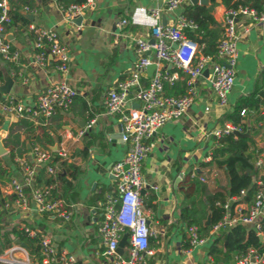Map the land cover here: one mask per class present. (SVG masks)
<instances>
[{
    "label": "crops",
    "instance_id": "crops-1",
    "mask_svg": "<svg viewBox=\"0 0 264 264\" xmlns=\"http://www.w3.org/2000/svg\"><path fill=\"white\" fill-rule=\"evenodd\" d=\"M6 3L8 9L20 13L26 23L7 25L2 32L3 36L9 37L3 39L18 51V58L14 62L0 58V86L9 82L8 92H0V97L11 96L32 105L49 83L61 78L50 55L46 54L43 66L32 62L36 51L33 28L50 29L57 33L69 57L66 80L75 89L76 95L67 110L55 112L47 119L41 116L28 119L34 126V135L43 138L47 151L55 153L56 148L63 147L67 152L65 161L76 166L78 174L73 181V198L66 200L71 204L68 220L59 221L50 214L37 213L32 202L26 209L16 206L9 179L20 178V171L9 159L4 142L9 124L19 118H5L1 114L0 131H3V136L0 141L5 152L0 154V222L6 230L14 225H25L47 235L58 251L74 257L75 264H109V259L102 254L104 246L97 225L105 195L114 192V181L108 171L112 163L122 158L127 143L120 139L117 115L105 113L102 96L116 81L129 75L136 58L132 38L138 36L152 41L150 28L155 20L149 16L147 9H163L165 0H92L69 21H65L59 11L58 7H63L60 0H6ZM186 3L174 12L162 10L158 23L173 24L175 14L182 13ZM209 4L212 6L209 13L222 25L225 8L220 0H212ZM120 19L127 20V23L117 28L116 23ZM240 25H246L247 30L241 32L242 28L238 27L240 35L236 42L234 83L227 103H217L208 83V70L205 69L196 80L195 97L184 115L164 123L148 140L150 149L141 162L143 184L140 195L143 208L165 227L163 236L153 238L156 240L154 246L150 245L153 254L148 257L149 264L210 263V260L207 261V250L212 238L189 252L181 247L184 227L178 221V209L180 203L193 194L195 180L205 182L207 189L226 183L222 169L201 166L209 160L211 148L216 142L209 131L228 121L225 116L232 111L239 96L251 91L256 76L264 68V21L240 19ZM43 51L46 53L47 49ZM146 56L154 60L152 50L147 51ZM152 64L154 68L150 73L144 69L140 75L142 85L148 83L156 69L173 71L164 62ZM134 104L137 106V103ZM91 118H95L92 126L78 135V130ZM247 121L256 127L253 117ZM18 132L20 139H24L22 129ZM262 133L259 130L253 136L260 148L264 146ZM49 138L51 141L45 143ZM26 147L29 146L26 144ZM199 174L205 181L198 179ZM13 256L18 255L15 253Z\"/></svg>",
    "mask_w": 264,
    "mask_h": 264
},
{
    "label": "built area",
    "instance_id": "built-area-1",
    "mask_svg": "<svg viewBox=\"0 0 264 264\" xmlns=\"http://www.w3.org/2000/svg\"><path fill=\"white\" fill-rule=\"evenodd\" d=\"M86 0L82 4L59 6V11L65 21L91 3ZM188 0H165L164 8H148L147 12L155 23L150 28L152 42L135 36L133 37L136 58L128 76L115 82L102 96V105L108 115H117L120 125V139L127 143V148L121 159L111 164L109 174L114 181V192L105 195L101 203L100 218L97 232L104 246L102 254L109 259V264H149L148 257L153 254L149 246L150 238L163 236L165 227L152 218L151 213L142 205L140 189L142 188L141 162L150 149L148 143L151 135L167 121L175 120L184 115L192 104L196 94V80L203 70H208V83L219 105L227 103L235 75L237 59L236 42L239 38L238 27L241 32L247 30L246 25L238 26L240 19L250 22L264 21V8L261 12L247 7L226 9L222 14L223 35L215 48L216 60L208 56L197 54V43L189 38L184 29L194 30L195 23L182 13L175 14L174 23L161 25L158 18L162 10L174 12ZM6 0H0V58L3 61L14 62L18 58V51L1 36L9 23ZM127 20L120 19L116 27L120 28ZM32 28V27H31ZM33 46L35 53L33 63L43 66L46 54L54 59V68L61 74L57 81L49 83L40 92L32 105L17 101L11 96L0 99V114L5 118H34L41 116L49 118L55 112L67 110L76 91L71 87L66 75L69 68V57L65 47L60 43L57 33L50 29H34ZM46 48V53L43 49ZM152 50L154 60L146 56ZM164 62L173 68V71L156 69L146 85H142L140 75L145 67L151 63ZM178 71L186 75L185 91L178 95H166L163 84H171L177 79ZM137 103V106L133 104ZM244 115V111L241 112ZM95 122L89 119L78 135H82ZM241 122L225 121L213 127L209 134L214 139L222 136L241 133ZM264 139V130L262 133ZM60 159H67L66 150L59 146L55 150ZM50 157L47 150L39 146H31L25 156H15L13 162L20 171V178L10 177L9 187L13 203L21 209H26L30 202L37 213H47L59 221H66L71 216V204L63 199L50 198L52 185L36 186L33 182L39 165H45ZM253 166L264 167V146L253 159ZM47 175H53L55 170L45 166ZM195 170H193L195 174ZM200 181H205L199 175ZM256 186L253 199L250 203L239 202L244 194L241 189L238 195L226 198L222 207L224 213L221 219L214 224L206 236H199L196 227H184L189 252L191 248L201 245L206 239L213 238L220 228H227L234 224L249 226L257 237L264 242V178L257 176L254 179ZM235 201L232 211L229 212L231 202ZM21 228L29 236H39L42 258L39 262H30L24 247L12 244L0 255V263L4 264H75L74 257L66 252L58 251L56 246L45 234L22 225ZM126 235L124 255H117L115 249L120 237ZM183 250V251H184ZM17 254L25 261H21ZM210 260L208 255L207 261ZM233 264H264V251L248 247L245 252L235 257Z\"/></svg>",
    "mask_w": 264,
    "mask_h": 264
},
{
    "label": "trees",
    "instance_id": "trees-1",
    "mask_svg": "<svg viewBox=\"0 0 264 264\" xmlns=\"http://www.w3.org/2000/svg\"><path fill=\"white\" fill-rule=\"evenodd\" d=\"M60 1L63 3V7H66L71 4H82L86 0ZM220 4L225 10L247 7L254 9L256 12H261L264 8V0H220ZM7 14L9 27L14 26L16 22L26 23L25 18L16 10L8 9ZM182 14L191 19L196 25L194 30L184 29V32L197 43V54L216 60L215 48L218 40L223 35L222 25L216 22L211 13L202 5L186 3L183 5ZM185 80L186 75L178 71L177 79L173 80L171 84H163L164 94L178 95L184 93ZM242 111H244L243 116L241 115ZM251 117H253L252 122L257 123L256 127L248 123L247 120ZM225 119L233 123L242 120L241 133L235 137L226 135L215 139L216 142L211 148L209 160L201 163V166L208 169L212 166L222 169L226 183L222 186L214 185L211 189H207L205 182L195 180L193 194L189 199L183 200L178 209V221L183 227H196L199 236H205L210 228L221 219L224 213L222 204L226 198L238 195L239 190L243 189L244 194L240 197L239 202L250 203L256 188L254 179L258 175L264 178V167L257 169L253 166V159L262 149L256 146L253 136L259 130H264V68L256 76L251 91L238 97L232 111L225 116ZM2 121L3 117L0 114V125ZM19 129H22L24 139H20ZM42 139V137L34 135V126L28 118L22 117L15 122H11L4 142L5 147L8 148L7 155L9 159L13 161L15 156H25L30 147L34 145L47 150V146ZM46 141L45 143H49L51 139L49 138ZM26 144L29 147H26ZM45 166L53 167L55 173L47 175ZM62 172L64 174H61ZM77 174L78 169L76 166L67 163L65 159H60L54 152H50L46 164L38 166L33 182L40 187L52 185L49 191L50 198L66 201L73 198V181ZM234 203L235 201L231 202L229 212L232 211ZM146 204L145 199L144 205ZM207 214H209V223L204 225L203 221ZM15 238L28 246L26 253L31 261L39 262L41 260L42 254L38 235L29 236L21 227L16 225L6 230L1 222L0 255L11 246ZM182 238L181 247L186 248L188 242L184 232H182ZM154 240L156 239H149V246L155 245ZM248 247L264 251V242L257 237L252 228L241 224L220 228L211 239L207 250L210 257L209 264H233L235 257L242 255Z\"/></svg>",
    "mask_w": 264,
    "mask_h": 264
},
{
    "label": "water",
    "instance_id": "water-1",
    "mask_svg": "<svg viewBox=\"0 0 264 264\" xmlns=\"http://www.w3.org/2000/svg\"><path fill=\"white\" fill-rule=\"evenodd\" d=\"M191 4H199V5H202L206 8V10L208 12H211L212 10V6L209 4L210 1L212 0H188ZM25 16H27V14L25 13ZM2 37H4L5 39H8V35L7 36H3L1 34ZM152 42V41H151ZM154 68V64H149L145 67V69L147 70L148 73H150ZM9 86V82H6L3 86H0V92L2 93H7L8 92V87ZM134 106H136V104H133ZM239 135V134H238ZM3 136V131H0V140ZM54 149H55V145H54ZM5 152V148L3 147L1 141H0V154L4 153ZM171 205H173V201L170 202ZM209 223V214H207L206 218L204 219L203 221V224L204 225H207ZM260 239V237H258ZM126 235L123 234L120 239L118 240V243H117V247L115 249V252L117 255H124V247L126 246ZM13 244H20L22 247H24L25 249L28 248V246L24 243V242H20L18 238L14 239L13 241Z\"/></svg>",
    "mask_w": 264,
    "mask_h": 264
},
{
    "label": "rangeland",
    "instance_id": "rangeland-1",
    "mask_svg": "<svg viewBox=\"0 0 264 264\" xmlns=\"http://www.w3.org/2000/svg\"><path fill=\"white\" fill-rule=\"evenodd\" d=\"M21 261H25V258L21 257V256H17Z\"/></svg>",
    "mask_w": 264,
    "mask_h": 264
}]
</instances>
